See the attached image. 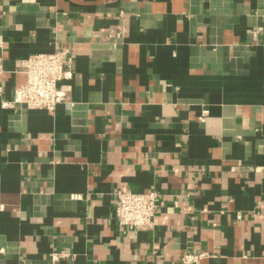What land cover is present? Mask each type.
<instances>
[{
	"label": "crops",
	"instance_id": "0c3cea01",
	"mask_svg": "<svg viewBox=\"0 0 264 264\" xmlns=\"http://www.w3.org/2000/svg\"><path fill=\"white\" fill-rule=\"evenodd\" d=\"M66 49L54 110L20 61ZM157 191L151 228L115 193ZM264 264V0H0V264Z\"/></svg>",
	"mask_w": 264,
	"mask_h": 264
},
{
	"label": "built area",
	"instance_id": "2783aa9c",
	"mask_svg": "<svg viewBox=\"0 0 264 264\" xmlns=\"http://www.w3.org/2000/svg\"><path fill=\"white\" fill-rule=\"evenodd\" d=\"M72 69V58L68 50L30 55L20 61V72L24 82L16 89L13 103L26 109L53 111L63 101L64 93L58 88L59 82L68 77ZM160 195L157 191L135 193L121 190L115 193L113 217L120 227L129 230L151 228L155 224V213ZM63 251H52L48 264H56L67 257ZM206 252H185L178 264H196L206 257Z\"/></svg>",
	"mask_w": 264,
	"mask_h": 264
}]
</instances>
